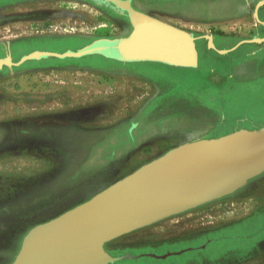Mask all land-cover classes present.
Returning a JSON list of instances; mask_svg holds the SVG:
<instances>
[{"label":"rangeland","instance_id":"374dc122","mask_svg":"<svg viewBox=\"0 0 264 264\" xmlns=\"http://www.w3.org/2000/svg\"><path fill=\"white\" fill-rule=\"evenodd\" d=\"M150 1H136L134 6L160 20L184 11L172 2ZM194 7L199 11V5ZM211 27L206 35L216 39L218 50L259 38L256 28H247L225 40ZM130 30L126 17L87 0H0V59L9 57L12 63L35 51L61 54L98 39L123 38ZM203 40L211 60L206 64L201 59L198 69L128 64L97 55L47 57L0 69V127L6 134L18 136V127L9 128L18 125V71L37 67L42 69L37 72L40 88L27 103L37 111L32 118L42 122L48 117V124L63 126L65 134L88 136L86 142L80 140L81 152L71 156L56 150L49 155L18 154V144L0 149V264L14 261L22 239L34 227L88 201L173 148L226 133L224 126L209 134L212 128L206 121L214 118L209 109L231 110L230 114L242 105L252 112L261 109L257 101L264 99V91H256L260 81L253 75L264 63L252 59L234 66L236 81L227 80L231 69L224 71V65L241 53L264 51V42L242 43L219 54ZM201 74L207 76L205 82ZM245 79L248 83L242 82ZM230 81L248 86L229 93L208 85L227 86ZM159 121L169 126L138 127L133 140H127L133 151L123 153L118 138L129 134L132 123L153 126ZM102 128L112 130L98 131ZM66 139L70 146H80ZM104 249L115 258L133 256L114 264H264V174L231 196L118 237Z\"/></svg>","mask_w":264,"mask_h":264},{"label":"water","instance_id":"95a60500","mask_svg":"<svg viewBox=\"0 0 264 264\" xmlns=\"http://www.w3.org/2000/svg\"><path fill=\"white\" fill-rule=\"evenodd\" d=\"M127 18L126 37L102 38L78 50L58 54L32 52L17 63L9 57L3 66H20L28 60L54 57L80 59L101 56L121 63H158L173 68L198 69V39L219 54L213 37L196 38L181 29L131 6V0H87ZM264 0L255 5L254 16ZM264 174V124L221 135L203 136L173 148L128 176L60 216L31 229L22 239L11 264H114L133 256L111 257L108 242L233 195ZM164 256L163 258H165ZM162 258V257H159Z\"/></svg>","mask_w":264,"mask_h":264},{"label":"crops","instance_id":"0c3cea01","mask_svg":"<svg viewBox=\"0 0 264 264\" xmlns=\"http://www.w3.org/2000/svg\"><path fill=\"white\" fill-rule=\"evenodd\" d=\"M165 2H172L173 6H182L184 11H173L166 20H160L172 26L190 31L193 35L201 37L206 35L211 26H215L225 39H232L238 36L237 34L244 33L247 28H256L257 37L264 38V6L260 7L258 11V19L254 16L255 5L263 0H161ZM255 3L254 8L251 4ZM200 6L199 11H194V6ZM189 8L190 10H187ZM149 16V11H141ZM181 12V13H179ZM153 17V16H152ZM155 18V17H154ZM157 19V18H156ZM221 21V22H220ZM212 22H218L212 25ZM256 62L264 63V56L252 58ZM246 64V63H244ZM243 65V64H242ZM42 69L37 67H29L22 71H18V125L9 128H17L18 136L6 134L0 127V149H4L9 145L18 144V154L28 155H49L54 150L58 151L61 155H75L81 152L80 140L88 136L83 134H65L61 131H66L63 126L56 127V125L48 124L47 118L45 121L40 122L32 118V112H37L35 109L32 111L30 104H27L32 99H35L34 92L39 91L38 73ZM232 81H236L233 74V68L230 70ZM253 74V73H252ZM253 80L264 83V69L255 73ZM248 79L242 82L248 83ZM205 82V80H204ZM41 84V83H40ZM259 84V85H260ZM42 89L46 87L41 84ZM24 94V95H23ZM261 98L262 95H259ZM263 104L264 99L262 98ZM37 116V115H36ZM39 118V117H38ZM78 123V122H76ZM10 130V129H8ZM3 131V132H2ZM5 132V133H4ZM86 137V138H85ZM80 143L76 147L70 146L67 141ZM15 143V144H10ZM86 149V148H85ZM90 151L94 148H89ZM45 175H48L45 174ZM43 175V176H45ZM38 180V179H36Z\"/></svg>","mask_w":264,"mask_h":264},{"label":"flooded vegetation","instance_id":"af4514ba","mask_svg":"<svg viewBox=\"0 0 264 264\" xmlns=\"http://www.w3.org/2000/svg\"><path fill=\"white\" fill-rule=\"evenodd\" d=\"M136 1H141V0H131V6L134 9H136L135 6H134L135 5L134 3ZM150 2H155V0L154 1L151 0ZM196 38H199V37H196ZM225 40H228V39H225ZM203 42H204L203 39H198L196 41V48L198 50V57H199V59H198L199 63L198 64H200L201 59L206 64H209L211 59H210L209 55H205L207 47H206V42H204V45H203ZM214 42L216 44V39H214ZM238 42H240V41H238ZM232 53L233 52H231L229 54L232 55ZM258 56H264V51L252 52V53H249V54L241 53L236 58H229L228 61L225 62L224 71L232 69L234 66L237 67L239 64L247 63V62L251 61L252 58H255V57L258 58ZM115 62H117V61H115ZM226 68H228V69H226ZM202 76H203L202 81H204V80L206 81L207 80V76L204 75V74ZM200 78H201V76L200 77L199 76L193 77V79L196 80V81L200 80ZM226 78H227V80H229V79L232 80L233 79L230 74L227 75ZM230 83H231V81H230ZM165 85H166V83H165ZM208 85L211 88L219 89L222 92H229V93H232V92L236 91L238 89V87L239 88H242V87L246 88L248 86L246 84H240V83H234V84L231 83L230 85H227V86L226 85H221V86L220 85H210V84H208ZM159 89L162 90L160 87H159ZM164 90H166V89H164ZM256 91H258L259 94H261L264 91V83H261L259 85V87H258V90H256ZM213 101H215V97L211 96L209 98V102L212 103ZM257 102L261 105L260 106L261 109L259 111L255 110L253 112L249 111L248 106H246V105L240 106L237 111H232L231 114H230L231 110L228 111V112L223 113V110L219 109V108L218 109H215V108L209 109L210 113H212L213 116H214L213 119H209V120L206 121L207 123H209V126H207V127L212 128V131L209 134L212 135L214 133L215 129H218V128L224 127V126L227 127V131H231V130H236V129H253L255 126H259V125L264 124V113L262 114V111H263L262 109L264 108L262 106L263 101L259 100ZM261 118H262V120H261ZM137 124L138 123H132L130 125V127H129V129H130L129 134L126 135L125 137L118 138L119 143L120 144L121 143L124 144V147H122V145L120 147L121 150L125 151L123 153H128L129 154L131 151H133V149H130V148L127 147V140L128 141L131 140V139L133 140V137H132L133 131L137 130L138 127L140 128L142 126H145L144 130H146V128H148V130H150V129L151 130H153V129H159L160 130L163 127V125L169 126V124H166L165 121H159L153 126H152L153 123H151V124H147L146 123L145 125L143 123L142 124L140 123L139 125H137ZM156 125H159V126H156ZM171 125H172V123H171ZM171 125H170V127H171ZM114 127H111V128L113 129ZM156 127H158V128H156ZM111 128H107V129L102 128V129H99L98 131H105V130H109V129L112 130ZM139 128H138V130H139ZM220 133H222V132H220Z\"/></svg>","mask_w":264,"mask_h":264},{"label":"trees","instance_id":"16d2710c","mask_svg":"<svg viewBox=\"0 0 264 264\" xmlns=\"http://www.w3.org/2000/svg\"><path fill=\"white\" fill-rule=\"evenodd\" d=\"M108 8V7H107Z\"/></svg>","mask_w":264,"mask_h":264}]
</instances>
